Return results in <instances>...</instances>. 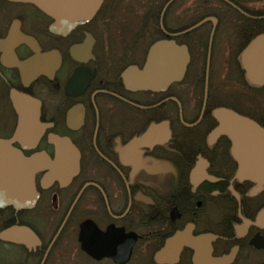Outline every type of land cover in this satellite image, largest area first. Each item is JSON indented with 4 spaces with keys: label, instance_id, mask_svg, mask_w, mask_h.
Masks as SVG:
<instances>
[{
    "label": "flooded vegetation",
    "instance_id": "af4514ba",
    "mask_svg": "<svg viewBox=\"0 0 264 264\" xmlns=\"http://www.w3.org/2000/svg\"><path fill=\"white\" fill-rule=\"evenodd\" d=\"M54 21L0 0V264H264V83L243 64L264 6L102 0ZM156 44L185 49L180 80ZM219 109L241 120L215 133Z\"/></svg>",
    "mask_w": 264,
    "mask_h": 264
},
{
    "label": "water",
    "instance_id": "95a60500",
    "mask_svg": "<svg viewBox=\"0 0 264 264\" xmlns=\"http://www.w3.org/2000/svg\"><path fill=\"white\" fill-rule=\"evenodd\" d=\"M35 3L44 12L54 18V23L50 26V30L53 33L60 34L63 31H68L70 28L74 27L76 24L83 23L92 17L102 0H26ZM159 44L153 45L150 49L149 55L150 60L156 58V62L160 63L164 68H169L170 61L177 63V70L173 72L170 77L162 75L163 83H168L170 79L180 80L186 63L188 61V56L184 48L174 47V50H163L166 54L161 58L157 56L159 52ZM158 48V49H157ZM176 50V58H175ZM251 55L249 59L243 58V64L247 72V77L253 83H264V37H258L253 40L244 54V57ZM168 72L169 69H168ZM216 116L220 121V125L215 129V133L224 132L225 127H234L238 120H241L240 116L232 113L225 109H219L216 112ZM232 117V122L227 118ZM244 122V121H242ZM233 131V130H232ZM231 134H233L231 132ZM36 170V168H34Z\"/></svg>",
    "mask_w": 264,
    "mask_h": 264
},
{
    "label": "rangeland",
    "instance_id": "374dc122",
    "mask_svg": "<svg viewBox=\"0 0 264 264\" xmlns=\"http://www.w3.org/2000/svg\"><path fill=\"white\" fill-rule=\"evenodd\" d=\"M121 2H123V1H121ZM256 2L258 3V5H262V6H264V0H256ZM118 15H117V18H116V20L117 21H121V22H123V17H122V15H121V12H118L117 13ZM122 17V18H121ZM222 62H223V65L225 64V61L222 59ZM220 64V63H219ZM216 68H219V66H216Z\"/></svg>",
    "mask_w": 264,
    "mask_h": 264
}]
</instances>
